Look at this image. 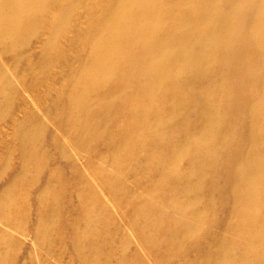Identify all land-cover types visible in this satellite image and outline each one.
Listing matches in <instances>:
<instances>
[{
    "label": "bare ground",
    "instance_id": "obj_1",
    "mask_svg": "<svg viewBox=\"0 0 264 264\" xmlns=\"http://www.w3.org/2000/svg\"><path fill=\"white\" fill-rule=\"evenodd\" d=\"M220 1L224 0H0V116L13 123L19 100L13 82L2 72V54L22 75L34 68L35 59L56 55L53 80L62 82L65 76L67 120L100 139L109 135L103 158L112 167L107 174L110 185L114 177L142 166L155 186L137 202L133 199V214L138 216L131 221L146 234L145 243L139 239L142 247L150 248L155 262L162 264L173 262L208 233L216 235L227 215L221 238L206 239L217 246L216 253L192 260L264 264V0H225L229 8ZM40 38L42 46L37 48ZM73 59L79 67L67 77ZM44 66L40 59L36 68ZM196 88L204 93L202 105L195 100ZM54 90L46 99L58 104ZM122 93L124 103L116 108L125 118L118 129L115 122L116 128L107 132L104 124L114 113L96 100L110 94L112 101ZM235 106L248 114L242 132L244 122H235L232 114ZM34 124L19 127L18 138L24 158L35 162L39 151L45 152V141L37 131L40 124ZM178 154L189 156V171L172 170ZM46 160L41 158L37 166L26 163L22 169L9 203L21 215L30 211L25 209L30 202L26 185L36 187L38 169ZM52 172L57 180L32 194L34 211L45 215L43 226L52 225L59 210L65 216L57 198L61 195L64 201L66 190L57 169ZM97 180L89 192L93 198L80 195L77 216L68 221L78 263L147 264L139 245L135 250L128 246L126 235L119 249L112 246L111 229L117 220L95 192L105 185ZM222 184L228 190L226 203L219 202ZM112 191L118 194L115 199L122 193L115 187ZM63 223L60 217L53 227V242L62 241ZM163 225L168 230L158 242L154 229ZM7 237L0 232L2 264L12 261L15 252L7 246Z\"/></svg>",
    "mask_w": 264,
    "mask_h": 264
},
{
    "label": "rangeland",
    "instance_id": "obj_2",
    "mask_svg": "<svg viewBox=\"0 0 264 264\" xmlns=\"http://www.w3.org/2000/svg\"><path fill=\"white\" fill-rule=\"evenodd\" d=\"M224 2L225 8H229L230 3L225 0L222 2L220 1L221 6ZM251 6H253L252 3ZM190 11H192V9H190ZM46 30L47 29L45 28L42 32L44 33ZM10 39L11 38H6V41H9ZM42 41L43 39L40 38L38 42L36 41L37 43H35L34 46L40 48V46H42ZM32 48H34L33 45ZM82 54H86V51ZM14 55L16 54H9L8 56ZM36 56L37 55H35L33 59H35ZM53 57H56V55ZM53 57L50 55H43L39 59H35L32 62L34 68L28 71L31 73H37L29 75L27 71L26 75H22L20 68L12 65L13 63L8 61L9 57L4 53L2 54V61L5 63H2V72H4L7 75L6 77H9L13 82L17 93L16 100H20H18V103L16 104V114L14 113L13 123L8 116L3 119L2 115L0 116V232L2 231L3 234L8 236L7 246H11V250L15 251L14 255L11 256L13 260L6 261V264H81V261L78 263L79 257L76 256L78 254L77 249L75 250L72 248L70 244L73 235L68 233V224L69 222H73L75 216H77L76 203L80 201V195L81 197H85L87 194L93 198V196L89 194V192L93 193L91 184L94 179L98 181L97 179L99 178L103 180L105 185L103 188L97 187L95 192L102 198L104 204L108 206L113 218L117 220L116 226L111 229V234L114 238V244H112V246L115 247V245H117L115 248L119 249V242L121 243V240L126 235L128 246L134 247L135 250V247L139 245L146 258L144 261L147 264H162L161 262H155L150 248L142 247L139 239L143 237L145 240L143 243H145L146 234L144 230L141 232L138 228L133 227L131 221L132 218H135L137 215L136 212V215L133 214V199L136 198L137 202L139 197L143 196L142 194L145 190L148 191L155 187L151 182H148L147 177H145L146 170L142 171L145 167L138 166L134 169L131 168L127 173H124L119 177H114V180L110 185L109 176H107V174L108 170H111L112 167L110 166V161H106V158H103V155L107 152V143L109 142L107 137L109 135L107 133L106 138L100 139V137L96 136L90 131V129L81 128L79 123H72L70 120H67L64 111L65 104L63 103L66 100L65 95L68 94L63 86L65 76L62 82L54 83L53 70L55 69L57 59ZM40 59L44 60L45 66L38 69L36 66ZM78 67L79 63H76L75 59H73L72 66L66 70L67 77L75 70H78ZM59 68L60 67H58V69ZM53 84L56 85V90H54ZM63 88L64 92L59 94V90ZM53 90L55 96H58V99L55 98L57 99L58 104H55L56 101L53 104L52 99L49 97L46 99L48 92L51 94ZM255 92H257L256 89ZM193 94L195 100L198 101L199 104H204L205 100L203 99L204 93L202 90L196 88L193 90ZM109 98H111L110 94L107 95V98L102 96L100 99L97 98L96 100V105L102 106L105 111L112 110L114 113L111 121L104 124L107 132L111 128H116L115 122L119 123L117 127L118 129L121 125L120 122L125 118L124 115L118 113L116 108L117 103L122 102V105L124 103L125 97L123 96V93L118 97L116 96L112 101H110ZM61 104L63 106H61ZM54 105L57 106L58 109H56ZM241 110L242 109L235 106L232 113L235 122H244V126L243 128L241 126L239 132H242L247 128L246 124L248 122V114L244 115L240 112ZM63 115L65 116V119L61 117ZM195 117L196 114H194L193 118ZM24 123L25 125H35L34 123L40 124V126L37 127V131L39 135H44L43 140L45 143L43 142V144L45 148L43 149L45 152L41 153L39 151L38 158L35 162L29 158H24L22 140L18 138L19 127L24 125ZM150 150L151 147L147 148L148 152ZM178 156L179 154L177 155V161L172 164V170L178 173H180V171H189L191 169V160L189 156ZM41 158L48 159V161L46 160L47 164L45 161V163L40 166V169H38L37 180L39 181L36 183V187L34 185H26L25 192H30L27 201L30 199V202L26 203L25 209H29L30 211L27 212L25 210L24 212L26 213L21 215L19 214L20 209L15 211L9 206L13 189L16 184H20L17 183V181L21 177L22 169L25 168L24 165L30 163L37 166L41 161ZM51 163L54 166L53 168H56L59 172V179L63 180V186L66 190L64 201L61 195L57 198V204L60 206L63 205V214L65 216L62 217L59 210V212L53 216L56 217L53 219L52 225L48 226L45 224L43 226L45 215L43 217L38 214L36 209L34 211L35 201L34 198H32V194L37 187H43L46 184H50L51 181L57 180L52 175L53 168H51ZM9 164L11 169L8 167ZM13 164L14 166L12 167ZM138 175L141 178L138 177ZM43 179L45 182L41 184ZM114 187L122 192L118 199H115L118 197V194L113 193L112 191ZM227 191L225 185L222 184L218 192L219 202L224 200ZM228 197L229 196L225 199L227 200ZM153 201L154 198H151L150 204H152ZM224 203H226L225 200ZM23 209L22 206V210ZM41 210L46 211L43 206H41ZM60 217L61 221L64 222V229L62 231L65 235L62 238V241L55 240L53 242L50 237L52 236L53 227L57 224ZM41 218H43L42 222H40ZM227 218L229 220L228 215L226 218L224 217V219H226L225 222H219L216 235L212 236L208 233L206 237L203 236L201 238V242H198L199 245L197 244L195 247L190 246L191 249L188 248L189 250L187 249L185 253L172 260L173 262L165 264H177V259L180 260L179 264H197L198 262L195 260L198 258L192 260V257L198 255L201 256L204 253L215 254L217 246L208 243L206 239L211 240V242L216 239L219 240L223 233V229L225 228V224L228 222ZM167 230L168 227L164 225L160 227V230L154 229L158 235V242L163 239L164 233ZM170 232L172 233L171 235L176 234V229ZM200 243H202V245ZM112 251L115 253V250L112 249ZM118 254L119 253L116 255ZM181 257L182 259H180ZM115 262L116 260L113 263Z\"/></svg>",
    "mask_w": 264,
    "mask_h": 264
}]
</instances>
